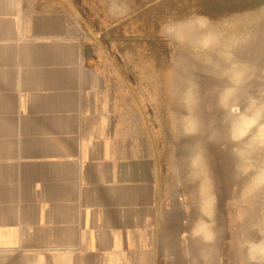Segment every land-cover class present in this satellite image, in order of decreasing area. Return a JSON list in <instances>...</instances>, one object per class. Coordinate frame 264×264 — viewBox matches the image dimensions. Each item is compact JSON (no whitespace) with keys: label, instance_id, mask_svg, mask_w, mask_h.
I'll list each match as a JSON object with an SVG mask.
<instances>
[{"label":"crops","instance_id":"0c3cea01","mask_svg":"<svg viewBox=\"0 0 264 264\" xmlns=\"http://www.w3.org/2000/svg\"><path fill=\"white\" fill-rule=\"evenodd\" d=\"M91 33L73 0H0V264H262Z\"/></svg>","mask_w":264,"mask_h":264},{"label":"rangeland","instance_id":"374dc122","mask_svg":"<svg viewBox=\"0 0 264 264\" xmlns=\"http://www.w3.org/2000/svg\"><path fill=\"white\" fill-rule=\"evenodd\" d=\"M73 1L165 124L173 168L214 175L219 218L256 219L264 264V0Z\"/></svg>","mask_w":264,"mask_h":264},{"label":"water","instance_id":"95a60500","mask_svg":"<svg viewBox=\"0 0 264 264\" xmlns=\"http://www.w3.org/2000/svg\"><path fill=\"white\" fill-rule=\"evenodd\" d=\"M88 51H91V46H90V44H88ZM90 54H91V52H90ZM89 54V55H90Z\"/></svg>","mask_w":264,"mask_h":264},{"label":"bare ground","instance_id":"6f19581e","mask_svg":"<svg viewBox=\"0 0 264 264\" xmlns=\"http://www.w3.org/2000/svg\"><path fill=\"white\" fill-rule=\"evenodd\" d=\"M220 83V82H219ZM223 83V82H222ZM253 107V106H252ZM249 108H250V106H249ZM254 111V110H253ZM244 126V125H243ZM244 127H246V126H244ZM241 129H242V127H241ZM244 130V129H243ZM246 130V129H245ZM241 136V135H240ZM229 154V153H228ZM226 156H228V155H226ZM231 159V158H230ZM230 161V160H229Z\"/></svg>","mask_w":264,"mask_h":264}]
</instances>
